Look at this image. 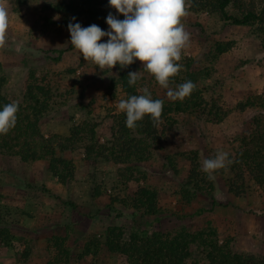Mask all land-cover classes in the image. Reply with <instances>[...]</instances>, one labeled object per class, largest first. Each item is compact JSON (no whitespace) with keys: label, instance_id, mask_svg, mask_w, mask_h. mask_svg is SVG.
<instances>
[{"label":"rangeland","instance_id":"374dc122","mask_svg":"<svg viewBox=\"0 0 264 264\" xmlns=\"http://www.w3.org/2000/svg\"><path fill=\"white\" fill-rule=\"evenodd\" d=\"M251 1L258 4L262 0ZM0 7L6 10L8 18L6 44L0 47L4 92L11 98H21L29 74L35 71L43 82H49L54 95L52 109L41 122L42 132L68 136L74 124L92 122L103 141L110 117L122 113L119 103L125 99L119 87L111 89V80L118 77L117 68L101 71L91 61H84L79 51L71 48L68 30L46 27L45 18L60 24L63 17L46 13L40 1H31L19 12L3 0ZM187 11L182 22L191 35L179 61L183 65L181 71L192 68L210 72V78L202 81L201 87L209 100H218L227 110L228 118L220 124H201L188 116L178 117V124L163 143L165 156L172 158L171 165L164 156L157 155L153 165L146 167L149 180L142 184L157 190L163 207L174 215L158 229H171L179 223L178 218H183L181 225L188 230L214 228L221 242L232 241L234 252L262 260L264 189L251 184L245 195L235 197L227 188L231 174L226 168L211 179L206 174L214 185L212 190L207 189L193 199L192 194L196 193L186 186L188 165L175 154L178 150L196 151L201 165L218 150L233 155L238 147L237 138L249 131L253 118L264 115L260 107L243 112L236 108L242 102L264 96V34L256 27L232 25L199 11L192 7L191 0H187ZM226 43L231 44L230 51L215 59L216 46ZM56 50L65 52L60 62L54 61L58 56ZM135 63L138 74L144 76L142 62ZM110 170L101 165L90 168L77 160L74 179L63 184L44 162L25 164L0 153V231L7 230L9 235L0 240V264H122L119 257L105 252L87 255L82 260L77 257L93 235L104 234L110 226H127L134 215L129 207H107L111 190H103L102 197L94 200L95 184L105 180L110 188ZM212 199L222 206L201 217L191 216L198 208L210 209ZM71 202L89 209L90 216L72 210ZM75 226L78 227L73 229ZM53 238L66 240L65 248L73 252L70 261H65L61 251L65 248L55 246Z\"/></svg>","mask_w":264,"mask_h":264},{"label":"trees","instance_id":"16d2710c","mask_svg":"<svg viewBox=\"0 0 264 264\" xmlns=\"http://www.w3.org/2000/svg\"><path fill=\"white\" fill-rule=\"evenodd\" d=\"M13 6L15 12L24 10L33 0H3ZM43 4L46 13L63 17L57 24L53 18H45L46 27L57 26L67 29L72 17L83 27L96 24L107 30L105 19L110 8L108 0H37ZM192 7L217 16L221 21L240 27H256L264 34V0L260 3L251 0H191ZM123 19L121 15L119 17ZM264 44V43H263ZM74 49L73 46H71ZM231 44H218L214 58L229 52ZM55 62H60L64 51L56 50ZM190 63H194L191 61ZM191 65V64H189ZM187 67H191V66ZM118 70V77L111 80V89L122 91L125 99L131 95L143 94L148 87L153 99L163 101V111L158 124L148 116L137 122L135 129L126 127L124 112L110 117L109 130L101 141L97 126L92 122L74 124L68 136L45 135L41 122L52 109L53 90L49 82L40 79L35 71L28 77V84L21 98H11L4 92L5 78L0 65V106L12 102L19 105L16 126L6 135L0 136V153L11 158H18L25 164L46 163L49 171L63 184L72 181L76 173V162L81 160L87 167L105 166L109 169L107 176L113 177L110 188L103 180L95 184L94 200L102 197L103 190H111L107 195L109 204L129 207L134 215L127 226H110L102 235H93L78 259L87 255H99L102 252L120 258L122 264H264L252 256L234 252L232 241L220 240L218 231L208 228L193 232L181 225L183 218L171 229H162L174 215L167 212L160 201L157 190L145 186L150 178L146 167H151L157 155L165 157L171 165V156H165L163 143L178 124V117H191L199 123L220 124L228 118V112L219 105L218 100H209L201 82L210 78V72L192 68L179 72L174 78L176 84L191 80L195 89L184 100H173L146 69L145 75H139L135 86H129L128 73L140 72L136 63ZM108 73L107 71L103 72ZM258 100H247L237 105L241 112L251 107L264 109V96ZM238 147L230 158L233 163L227 167L231 177L227 179L230 194L241 197L246 194L251 184L264 189V115L252 120L249 131L236 141ZM79 154V155H78ZM178 160L188 165L187 187H191L194 199L196 195L212 190L213 183L202 170L199 153L178 150ZM176 172V169H174ZM122 192H125L122 195ZM114 193V194H113ZM187 193V192H186ZM185 197V196H184ZM192 199H189L191 201ZM72 210L84 216H90V210L69 203ZM222 206L212 199L211 208H198L191 216L201 217L205 213ZM78 227V226H77ZM76 226L73 229L77 228ZM80 231V230H79ZM83 233H86L83 231ZM9 236L7 230L0 231V240ZM55 246L65 248L66 240L53 238ZM61 249V248H60ZM65 261H70L67 248L61 250ZM28 254H24L26 257ZM201 258V259H200ZM69 264V263H66Z\"/></svg>","mask_w":264,"mask_h":264},{"label":"clouds","instance_id":"9594fccd","mask_svg":"<svg viewBox=\"0 0 264 264\" xmlns=\"http://www.w3.org/2000/svg\"><path fill=\"white\" fill-rule=\"evenodd\" d=\"M110 8L105 22L107 30L96 24L83 27L72 17L67 25L72 46L79 51L84 61H91L98 69H121L142 62L155 81L167 90L173 100H184L190 96L196 85L191 81L175 84L183 65L182 51L190 44V33L182 22L188 15L187 0H108ZM123 19H120V16ZM58 19V17H57ZM8 29L7 12L0 7V47L6 44ZM106 38V39H103ZM129 86H135L138 72L128 73ZM119 109L126 114L125 124L130 129L145 116L158 124L163 111V101L153 99L147 87L143 94L131 95L121 100ZM19 105L16 102L0 106V136L6 135L17 123ZM233 163L228 152L218 150L214 156L205 159L202 170L209 178Z\"/></svg>","mask_w":264,"mask_h":264}]
</instances>
